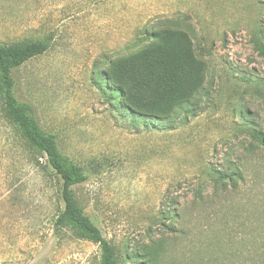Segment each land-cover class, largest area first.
<instances>
[{"label": "rangeland", "instance_id": "1", "mask_svg": "<svg viewBox=\"0 0 264 264\" xmlns=\"http://www.w3.org/2000/svg\"><path fill=\"white\" fill-rule=\"evenodd\" d=\"M253 38L264 50V0H0V44L50 41L14 72L18 98L84 171L73 197L118 264H264ZM1 93L0 264H100L53 229L61 182Z\"/></svg>", "mask_w": 264, "mask_h": 264}, {"label": "trees", "instance_id": "2", "mask_svg": "<svg viewBox=\"0 0 264 264\" xmlns=\"http://www.w3.org/2000/svg\"><path fill=\"white\" fill-rule=\"evenodd\" d=\"M253 43L263 54L264 50L256 38H253ZM49 47L48 39L10 46L0 44V86L4 112L19 132L24 150L29 156H31L30 151L35 156H40L61 182L59 199L63 210L54 217L53 229L59 232L66 228L76 239L98 246L101 251L100 264H118L109 242L78 207L73 197L72 189L87 181L84 171L61 152L56 138L41 127L32 105L18 98L20 87L14 72L29 61L45 54ZM120 78L126 82L125 88L131 91L134 86L129 82L130 78L126 70L121 72ZM251 131L254 134L250 137L260 146H264V140L259 138L256 130L251 129ZM222 178L227 179L225 176Z\"/></svg>", "mask_w": 264, "mask_h": 264}, {"label": "built area", "instance_id": "3", "mask_svg": "<svg viewBox=\"0 0 264 264\" xmlns=\"http://www.w3.org/2000/svg\"><path fill=\"white\" fill-rule=\"evenodd\" d=\"M43 161V159H41Z\"/></svg>", "mask_w": 264, "mask_h": 264}]
</instances>
